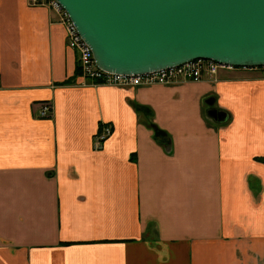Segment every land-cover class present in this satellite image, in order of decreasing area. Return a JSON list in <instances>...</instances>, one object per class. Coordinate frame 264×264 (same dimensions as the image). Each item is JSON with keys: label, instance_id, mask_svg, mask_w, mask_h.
<instances>
[{"label": "crops", "instance_id": "crops-1", "mask_svg": "<svg viewBox=\"0 0 264 264\" xmlns=\"http://www.w3.org/2000/svg\"><path fill=\"white\" fill-rule=\"evenodd\" d=\"M77 65L57 11L0 0V264H264V70L125 86Z\"/></svg>", "mask_w": 264, "mask_h": 264}, {"label": "water", "instance_id": "water-1", "mask_svg": "<svg viewBox=\"0 0 264 264\" xmlns=\"http://www.w3.org/2000/svg\"><path fill=\"white\" fill-rule=\"evenodd\" d=\"M57 2L104 71L136 75L199 58L264 66V0Z\"/></svg>", "mask_w": 264, "mask_h": 264}, {"label": "built area", "instance_id": "built-area-1", "mask_svg": "<svg viewBox=\"0 0 264 264\" xmlns=\"http://www.w3.org/2000/svg\"><path fill=\"white\" fill-rule=\"evenodd\" d=\"M28 1L31 5L49 6L59 13V20L63 23L66 31V46L77 54L78 67L85 84L137 86L143 84H170L184 80L200 81L203 79L202 76L204 73L213 75L216 74L219 69L236 68L214 60L199 58L168 68L136 75H125L104 71L95 64L91 48L84 42L69 16L61 8L57 0ZM52 112V103L50 101H45L40 105L38 116L49 117ZM111 133L112 125L109 123H101L95 134V145L99 147Z\"/></svg>", "mask_w": 264, "mask_h": 264}, {"label": "rangeland", "instance_id": "rangeland-1", "mask_svg": "<svg viewBox=\"0 0 264 264\" xmlns=\"http://www.w3.org/2000/svg\"><path fill=\"white\" fill-rule=\"evenodd\" d=\"M237 68V67H236ZM232 70H235V68L233 69H219L216 74H213V75H208L207 73H204L203 74V79L201 80H205V79H216V77H218V75L220 74L221 71H225V72H228V71H232ZM262 71V70H261ZM172 84V83H170ZM144 85V84H143ZM138 86V85H137Z\"/></svg>", "mask_w": 264, "mask_h": 264}, {"label": "trees", "instance_id": "trees-1", "mask_svg": "<svg viewBox=\"0 0 264 264\" xmlns=\"http://www.w3.org/2000/svg\"><path fill=\"white\" fill-rule=\"evenodd\" d=\"M238 68V67H237ZM254 68H256V69H261L262 71L264 70V66H260V67H254ZM77 74H81L80 73V69H79V67H78V65H77ZM96 81V80H95ZM73 82V80L72 79H67V80H65L64 82H63V84H71ZM90 82V81H89ZM97 82V81H96ZM95 82V83H96ZM89 84H91V83H89ZM158 131V130H157Z\"/></svg>", "mask_w": 264, "mask_h": 264}]
</instances>
